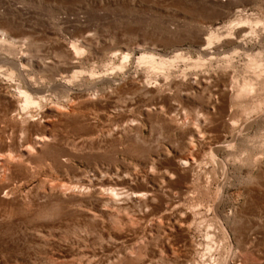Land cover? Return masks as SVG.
<instances>
[{"label": "rangeland", "instance_id": "rangeland-1", "mask_svg": "<svg viewBox=\"0 0 264 264\" xmlns=\"http://www.w3.org/2000/svg\"><path fill=\"white\" fill-rule=\"evenodd\" d=\"M247 16L264 19V0H0V158L20 159L0 191V264H223L231 248L238 264L253 249L237 237L264 231V112L253 110L264 92L259 101L217 92L232 82L221 52L245 30L211 46L206 67L160 79L161 93L132 84L150 76L134 59L142 51L201 58L206 32ZM127 51L135 56L121 69ZM12 62L46 94L29 108L42 125L44 112L74 100L31 155L10 119L28 117ZM76 71L70 91L50 87Z\"/></svg>", "mask_w": 264, "mask_h": 264}, {"label": "bare ground", "instance_id": "bare-ground-1", "mask_svg": "<svg viewBox=\"0 0 264 264\" xmlns=\"http://www.w3.org/2000/svg\"><path fill=\"white\" fill-rule=\"evenodd\" d=\"M244 30H245L244 35L243 36L241 35V38L240 37L238 38V41L240 42L239 44H236L232 50L221 52L224 53L223 59L224 62H226L224 65L225 66H227V64L231 65L230 67L232 73L231 74L232 82H230V84L226 82V84L218 85L217 92L221 91L219 92V94H221L223 97L226 98V97H231L232 92H234L235 88H238V90L240 89L242 90L241 93H238V95L242 94L249 97L253 96V98L255 97L257 98L256 100L259 101V96H260L259 93L264 92V54H263L264 51H260V52L247 51L250 48L246 47V43H247L246 40L247 38H252L254 40L257 39L256 44L258 43L262 44L264 42V19L261 18L254 19V18H250L249 16L238 18L234 20L231 24L221 27L217 30H210L206 32L203 36L205 42L202 45V49H201L205 55L204 57L201 58H194L191 55H187L180 47L173 50L172 54H157L155 52L142 51L137 58L134 57L135 52L131 53L134 59L136 60V62L138 63V65L147 69L150 75L149 78L147 79H143L142 77L138 79V77H136V79L132 84L136 89H139L136 85V81L138 80V84L141 88L151 91L154 90V92L161 93L165 90V86H163L165 83L160 82L159 81L160 79H166V80L169 79L172 76V74L176 72L179 68H182V72L185 74L189 69L196 68L197 70H199L202 67H206L208 65L207 59L209 58L213 59V55H214L213 54L214 50H211V46L215 45L216 42H222L226 39L234 40L236 38L237 33ZM1 34L5 35L6 33L1 32ZM71 43H72L71 47L67 49L68 53L77 54L79 51L77 45L73 41ZM242 49H246L245 50L246 52L242 53L243 52ZM208 52H212V53H208ZM131 54L128 51L124 53L122 60L123 65L119 66L121 69L124 68V64L129 63L130 59L132 58ZM242 54L247 55V62H245L244 65H242V67H240L235 64L236 62L235 60L237 57H240ZM190 64H192L191 67L188 66ZM11 65L13 66L12 67L13 69H15V67L18 69L19 75L21 76L24 83L27 84L26 88H23L21 84H19L17 88L20 96L23 98V104L21 105L22 110L23 112H26L28 114V117H25L24 119L21 118L19 123L16 118L17 115H12L10 119H12V124L14 125L19 124L20 129L25 132V135L28 136V138L31 139L25 142L26 143L25 149L28 150L27 151L28 154L31 155L36 148L44 146L49 140H51L52 134L48 130L51 124L50 117L53 115H58L59 113L62 115L66 111H70L71 110L70 108L73 107L74 100L73 102L64 105L63 106L64 110H55V111L51 110L48 111L47 114L44 112L43 116L45 117V119H43L44 124L42 125L41 122H39L38 118L33 119L34 115L30 113L29 108L33 106L41 105L42 103L41 100L45 99L46 94L43 93L42 88L38 87L39 85L34 84L36 83L35 77L30 76L31 78L30 80L33 83L28 80L24 70L26 68V64L22 62L19 63L12 62ZM242 70L244 72H241ZM82 72L83 71H76L71 75L66 73H60V76H57L58 74H55V76L52 77V84L50 87L63 88L70 91L74 82L79 80L80 73L82 74ZM90 74L93 77H98V76L105 77L104 75H100L98 71H94V70H92ZM106 77L110 78L107 75ZM194 78H198V77H194ZM229 85H232L234 89L233 87L230 88ZM224 88L226 90H224ZM253 110L255 113H257V115H259L260 112L263 113L264 100L261 103L255 104ZM20 122L22 123V125L20 124ZM38 124H41L42 128L37 130L36 126ZM22 147L23 145L20 144L19 152L20 149L23 150ZM12 153L13 152L11 153L8 152L5 158L3 157L0 158L2 161L8 157L5 160V162L0 164V172H2L0 177V191L5 190V188L9 186L10 175L8 169L11 168L10 164L13 163V160H15L16 162V160L19 157L17 155H13ZM214 160L219 164H221L222 170H225L224 169L225 164L222 161L218 160L217 158H214ZM18 161H20V159H18ZM179 164L183 168H189L193 165L191 161L185 158H182L181 161L179 160ZM222 190H223V186H219L218 196H220V192ZM113 193L114 196H119L120 194V192L118 193L117 191ZM218 202L219 200L216 199L215 203ZM258 232L260 234L257 236ZM251 236L249 237L245 235L244 238V235H242L241 237L238 235L237 237L239 239L238 243L240 245H243L246 249L247 247H249L250 249L253 248L251 251L254 250H255L254 252L258 251L260 256L264 255V231L263 230L255 231L254 234ZM252 245H254V247H251ZM231 247L232 244L230 248ZM251 251L249 252L247 250V253L243 257V259H238L241 260L238 264H264V261H262L260 257L254 256L251 253ZM233 252L234 251L231 248L229 255L225 257L223 264H237ZM213 264H219L217 263L215 258Z\"/></svg>", "mask_w": 264, "mask_h": 264}]
</instances>
